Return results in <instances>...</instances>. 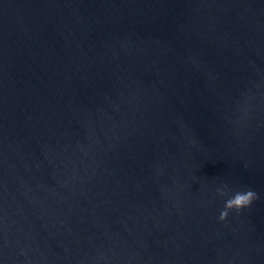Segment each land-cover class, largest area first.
<instances>
[{"label": "water", "instance_id": "water-1", "mask_svg": "<svg viewBox=\"0 0 264 264\" xmlns=\"http://www.w3.org/2000/svg\"><path fill=\"white\" fill-rule=\"evenodd\" d=\"M0 264H264V0H0Z\"/></svg>", "mask_w": 264, "mask_h": 264}, {"label": "clouds", "instance_id": "clouds-1", "mask_svg": "<svg viewBox=\"0 0 264 264\" xmlns=\"http://www.w3.org/2000/svg\"><path fill=\"white\" fill-rule=\"evenodd\" d=\"M220 197H227L224 208L218 217L219 222H227L231 213L239 214L250 208L259 199V194L251 188L233 191L228 184H222L216 189ZM231 193V195H229Z\"/></svg>", "mask_w": 264, "mask_h": 264}]
</instances>
